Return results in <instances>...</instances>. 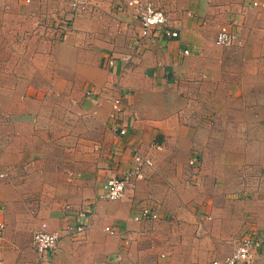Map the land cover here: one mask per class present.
Wrapping results in <instances>:
<instances>
[{"label":"crops","instance_id":"0c3cea01","mask_svg":"<svg viewBox=\"0 0 264 264\" xmlns=\"http://www.w3.org/2000/svg\"><path fill=\"white\" fill-rule=\"evenodd\" d=\"M72 1L0 0V264H213L244 232L264 237V0H156L179 36L140 46L125 0ZM229 21L237 38L219 45ZM137 153L152 164L104 197ZM144 207L159 217L136 219ZM35 214L85 228L42 256L33 227L10 234Z\"/></svg>","mask_w":264,"mask_h":264},{"label":"built area","instance_id":"2783aa9c","mask_svg":"<svg viewBox=\"0 0 264 264\" xmlns=\"http://www.w3.org/2000/svg\"><path fill=\"white\" fill-rule=\"evenodd\" d=\"M30 1V0H28ZM256 5L264 6V1H255ZM130 6L133 9L134 16L140 23L139 34L135 39V44L140 46L146 39L156 33H163L166 37L174 38L179 36L178 29L169 25V16L166 10L156 3V0H125V5ZM72 12L77 14L88 8L85 1L73 0L71 2ZM123 3L118 4V9H122ZM237 38V29L235 21H229L223 24L215 38V42L219 45H231ZM188 52V49L185 50ZM114 58L110 56L108 58V66L112 65ZM114 111H123V99L121 96H114L113 98ZM120 134L126 133L124 127L119 126L115 128ZM136 164L125 175L120 177H113L104 184L103 196L110 199L121 198L126 193L127 181L132 176H141L142 168L144 165H151L152 159L142 154L135 155ZM190 164L196 169V157L190 159ZM84 214V213H82ZM159 215L152 211L149 207H144L136 219L158 218ZM6 223L0 218V236ZM85 228L84 224L69 225L63 229H49L48 223L43 221L41 226L34 231L33 245L35 250L40 255H45L48 252L53 251L59 239L62 237L64 231H82ZM110 233H118V227L114 225H107L105 227ZM264 246V237L259 231H246L241 234L236 240L235 245L230 253L223 257L215 258L213 264H255L256 258Z\"/></svg>","mask_w":264,"mask_h":264},{"label":"rangeland","instance_id":"374dc122","mask_svg":"<svg viewBox=\"0 0 264 264\" xmlns=\"http://www.w3.org/2000/svg\"><path fill=\"white\" fill-rule=\"evenodd\" d=\"M24 1H26L27 2V0H24ZM65 1V4L67 5V7H70L69 5H70V0H64ZM66 10H68V9H66ZM67 12V14H66V19H67V22H70V21H72V19H70L71 18V16L68 18V15H69V11H66ZM71 12V11H70ZM75 55H77V53H75V52H71V51H69V49L67 50V52H66V56H65V58H66V62H67V68H68V73H72L71 71H70V67H72L73 65H74V58H75ZM84 93H86V94H88V92H87V90L84 88ZM92 133H90L89 131H85L84 130V132L82 133V139H83V143H84V150H88V149H90V142H91V135ZM101 135H102V137H104V133L103 132H101L100 133V136H99V138L98 139H100V137H101ZM31 217V216H30ZM30 217L28 218V220H24V221H26V222H24V226H20V227H18L17 226V224L15 225V227H13V228H11L10 229V234L11 235H14V234H18L17 236H19L20 237V235H24L25 233H27V230H30L32 227V229H31V235H33V232H34V230H36L38 227H36L37 225H35V222H36V220H39L40 219V217L38 218L37 217V214H35V215H33V219L32 220H30ZM35 225V226H34ZM8 229V227L6 228V230ZM222 256V255H221ZM217 257H220L219 255L217 256Z\"/></svg>","mask_w":264,"mask_h":264}]
</instances>
